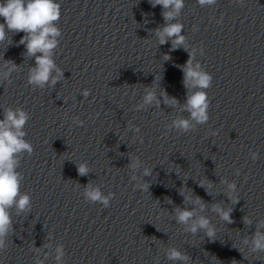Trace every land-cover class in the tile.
I'll return each mask as SVG.
<instances>
[{
    "label": "clouds",
    "instance_id": "obj_1",
    "mask_svg": "<svg viewBox=\"0 0 264 264\" xmlns=\"http://www.w3.org/2000/svg\"><path fill=\"white\" fill-rule=\"evenodd\" d=\"M242 4L243 0H239ZM153 8L157 5L161 6L164 11L162 15L166 22L172 21L180 14L184 7V0H149ZM198 3L203 5H211L215 0H198ZM60 4L57 0H0V17L3 18V23H0V42L5 39V30L9 32L20 33L25 35L21 38L20 43L26 47V54L34 56L36 60V67L30 70L29 83L43 87L48 84L51 78V84L55 85L57 80L62 76V72L56 68L53 61L52 53L57 46V39L60 35V30L56 27V22L60 19ZM183 25L180 23H166L162 29L156 30V35L159 38L161 45L172 41V49L185 46V38L181 35ZM204 54L203 48L201 49ZM36 53L41 55L36 56ZM164 60L170 59L165 54ZM15 67V65H13ZM55 69L56 76L51 73ZM200 65L197 64L195 68L192 67V54H189V60L183 67L184 84L185 87L198 88L199 91L193 92L187 97L185 110L190 113V119H178L172 122V126L181 131L187 132L193 127L190 121L194 120L196 123L203 124L209 119L208 108L209 100L206 89L211 86L213 77L208 72L201 71ZM85 95L88 93L85 92ZM164 102L169 105L177 103L175 98H169L166 93L163 94ZM156 99L152 91H148L144 96L143 104L138 106V110L143 108L146 104H151ZM159 104V101H156ZM28 114L21 109H6L4 118L0 120V250L4 248V238L8 235L11 218L8 209L13 205L18 210L24 211L30 206V197L26 194H20V180L21 177L16 171L18 167L17 154L27 151H33L32 146L26 142L23 137L26 135L22 130L28 121ZM74 123L83 126V121L75 119ZM131 127V125H129ZM255 159V154H253ZM139 165V160L136 159L130 164V167L136 168ZM77 171L80 176H86L89 172L87 164L80 163L77 165ZM144 175H151L148 168L144 169ZM205 182H201L204 186ZM143 191H147L149 185L147 183L139 185ZM208 188L212 184L208 182ZM229 191L227 196L232 203L238 202V196L235 195V184L228 185ZM85 197L93 202L100 201L105 206L108 205L109 198L105 197L99 188H94L91 184L87 185L84 191ZM180 195L184 196L185 201L191 200L194 205H198L201 210L205 208V203L200 197L193 198L191 195L185 194V189H180ZM17 197H19L17 199ZM212 210L218 214L221 220L232 223L231 208H223L220 204H214ZM175 219L177 223L185 225L186 231L195 234L198 230H204L205 235L214 240L216 237V229L211 225L209 218L205 216H196L195 208L188 209L176 207ZM191 221V223H189ZM245 223H251L247 218ZM158 230V229H157ZM247 243V241H245ZM252 253H264V232L257 231L252 238ZM57 259L63 256L62 249H57ZM167 257L172 261H188L189 257L176 248L168 250ZM232 264H236L233 261Z\"/></svg>",
    "mask_w": 264,
    "mask_h": 264
}]
</instances>
